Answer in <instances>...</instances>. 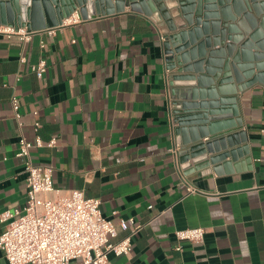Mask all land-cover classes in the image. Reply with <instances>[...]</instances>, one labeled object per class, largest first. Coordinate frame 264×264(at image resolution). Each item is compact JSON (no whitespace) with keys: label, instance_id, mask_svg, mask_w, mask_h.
Wrapping results in <instances>:
<instances>
[{"label":"crops","instance_id":"0c3cea01","mask_svg":"<svg viewBox=\"0 0 264 264\" xmlns=\"http://www.w3.org/2000/svg\"><path fill=\"white\" fill-rule=\"evenodd\" d=\"M169 6L171 19L182 22L175 1ZM74 15L25 42L0 35V214L25 202L18 140L37 134L43 144L29 158L53 167L56 187L100 198L102 215L114 223L133 218L142 225L130 253L111 254L110 264H264V85L236 96L244 131L237 139L245 138L248 160L242 153L217 169L189 166L185 174L165 80L175 72L164 66L168 21L128 7ZM41 60L44 69H32ZM186 183L198 191L188 192ZM193 226L204 228L203 241L176 249L175 230ZM4 228L0 221V233ZM126 234L118 228L116 239ZM0 264H8L2 253Z\"/></svg>","mask_w":264,"mask_h":264},{"label":"water","instance_id":"95a60500","mask_svg":"<svg viewBox=\"0 0 264 264\" xmlns=\"http://www.w3.org/2000/svg\"><path fill=\"white\" fill-rule=\"evenodd\" d=\"M182 22L168 13L169 0H0V24L41 30L77 11L83 19L118 14L126 7L168 21L162 35L165 80L170 86L176 160L200 170L237 155L247 158L237 93L264 85V0H174ZM206 137L202 142L201 138ZM245 137V136H244ZM248 160V158H247ZM227 164L228 162H224ZM193 171V170H192Z\"/></svg>","mask_w":264,"mask_h":264},{"label":"built area","instance_id":"2783aa9c","mask_svg":"<svg viewBox=\"0 0 264 264\" xmlns=\"http://www.w3.org/2000/svg\"><path fill=\"white\" fill-rule=\"evenodd\" d=\"M78 17V12L75 11ZM75 12L65 19L71 20ZM158 17L156 12L153 14ZM64 21V20H63ZM54 27L48 32L53 33ZM36 30L25 25L0 24V35L17 36L28 41ZM162 37V35H161ZM20 61H25L24 56ZM32 69L43 70L45 61L33 64ZM14 118L20 122L18 103L13 97ZM39 121L32 129L37 132ZM54 140L47 144L52 145ZM42 139L35 134L31 140L20 136L16 156L25 157L26 199L22 207L5 209L0 221L5 228L0 233V253L8 264H110L109 257L127 255L131 251L132 238L141 228L133 218L119 219L114 223L102 215L100 198L86 197L82 189H60L53 183L51 165L33 164L30 149L41 146ZM188 192H197L196 187L186 183ZM118 228L127 234L116 239ZM201 226L177 229L174 232L181 248L182 241L201 243L204 239Z\"/></svg>","mask_w":264,"mask_h":264}]
</instances>
